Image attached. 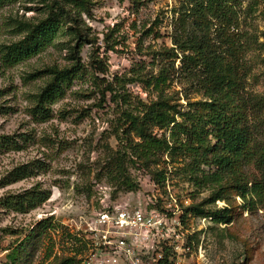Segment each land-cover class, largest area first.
Segmentation results:
<instances>
[{"label": "rangeland", "instance_id": "rangeland-1", "mask_svg": "<svg viewBox=\"0 0 264 264\" xmlns=\"http://www.w3.org/2000/svg\"><path fill=\"white\" fill-rule=\"evenodd\" d=\"M50 2L0 0V48L23 38L25 33L19 23L45 19ZM91 2L92 19L85 14L79 19L81 27L91 29L81 54L86 69L74 77L64 97L50 102L53 118L49 121L35 120L29 110L48 78L29 76L48 66L64 68L73 63L69 49L75 42L69 29L60 31L37 55L18 64L7 63L0 53V264L28 235L31 238L22 264H60L70 258H75L76 264H86L96 253L82 231L86 227L82 219L88 220L99 209L97 184L106 187L100 196L103 200H111V196L113 199L112 193L118 187L105 173L102 159H107L110 149H117L118 142L107 131L109 120L114 119L115 106L102 103L95 78L112 80L125 75L131 78L140 63L146 65L143 71L149 73L151 58L146 52L162 45L172 46L170 11L178 6L179 0ZM158 19L162 23L157 30L163 37L145 35ZM255 22L263 28L262 21ZM108 33H111L109 41L105 40ZM94 60L97 64L92 65ZM99 65L106 70L105 74L98 71ZM263 70L259 60H254L247 90L264 92ZM127 87L147 100L143 86ZM13 141L17 147H8V142ZM27 171L32 176H25ZM130 172L137 190L121 189L113 200L120 206L169 214L170 257L162 264H264V203L249 209L236 197L227 214L231 222L217 223L193 213L185 215L184 208L197 204L207 193L197 192V187L182 173L166 184L156 185L137 166H131ZM33 188L41 197L49 193L48 199L28 213L15 212L10 202ZM216 206L219 210L227 204L218 201ZM41 218L51 221L46 228L32 231Z\"/></svg>", "mask_w": 264, "mask_h": 264}, {"label": "trees", "instance_id": "trees-1", "mask_svg": "<svg viewBox=\"0 0 264 264\" xmlns=\"http://www.w3.org/2000/svg\"><path fill=\"white\" fill-rule=\"evenodd\" d=\"M46 7L45 19L19 23L23 38L0 48L7 63L18 64L69 29L75 42L69 49L73 63L64 68L48 66L29 76L48 78L29 109L39 122L53 118L50 102L64 97L74 77L85 71L81 54L91 29L81 27L79 19L82 14L93 17L91 0H51ZM170 13L172 46L146 52L151 72L143 71L146 65L140 63L131 78H95L102 103L115 106L107 131L118 146L102 159L104 171L118 187L112 193L114 200L121 189L137 190L131 166L147 173L156 185L182 173L197 192L207 193L197 204L185 207V215L228 224L236 197L249 209L264 203V92L247 90L254 60L264 67V25L260 29L255 22L264 24V0H179ZM161 23L158 19L145 35L163 37L157 30ZM111 33L105 34V40ZM100 65L98 71L105 74ZM132 84L144 87L146 101L130 91L127 86ZM17 145L8 142V147ZM28 173L24 175L32 176ZM48 197L49 193L41 197L33 188L10 204L15 212L28 213ZM218 201H225L227 207L218 210ZM49 221L43 219L32 231L46 228ZM30 238L13 248L1 264H22ZM167 249L159 264L168 261ZM60 264H76V259Z\"/></svg>", "mask_w": 264, "mask_h": 264}, {"label": "built area", "instance_id": "built-area-1", "mask_svg": "<svg viewBox=\"0 0 264 264\" xmlns=\"http://www.w3.org/2000/svg\"><path fill=\"white\" fill-rule=\"evenodd\" d=\"M96 187L98 196H102L106 187L101 184ZM100 196L96 199L99 209L88 220L82 219L86 225L82 231L88 236L89 247L96 251L86 264H159L165 248L171 245L169 214L120 206L112 196L106 201ZM178 247L176 244L175 249Z\"/></svg>", "mask_w": 264, "mask_h": 264}]
</instances>
